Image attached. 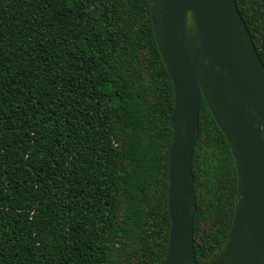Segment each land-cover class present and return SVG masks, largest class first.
I'll return each instance as SVG.
<instances>
[{
    "label": "trees",
    "instance_id": "1",
    "mask_svg": "<svg viewBox=\"0 0 264 264\" xmlns=\"http://www.w3.org/2000/svg\"><path fill=\"white\" fill-rule=\"evenodd\" d=\"M151 0H0V264H162L174 95ZM264 64V0H235ZM196 264L231 227L237 177L202 96Z\"/></svg>",
    "mask_w": 264,
    "mask_h": 264
},
{
    "label": "water",
    "instance_id": "2",
    "mask_svg": "<svg viewBox=\"0 0 264 264\" xmlns=\"http://www.w3.org/2000/svg\"><path fill=\"white\" fill-rule=\"evenodd\" d=\"M150 9L174 95L162 264H196L191 166L201 96L237 177L231 227L211 264H264V64L252 37L235 0H151Z\"/></svg>",
    "mask_w": 264,
    "mask_h": 264
}]
</instances>
